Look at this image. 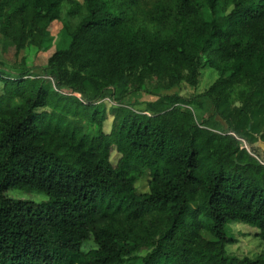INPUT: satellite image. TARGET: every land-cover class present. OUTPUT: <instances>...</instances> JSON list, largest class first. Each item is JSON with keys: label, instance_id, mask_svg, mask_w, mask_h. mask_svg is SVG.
Segmentation results:
<instances>
[{"label": "trees", "instance_id": "trees-1", "mask_svg": "<svg viewBox=\"0 0 264 264\" xmlns=\"http://www.w3.org/2000/svg\"><path fill=\"white\" fill-rule=\"evenodd\" d=\"M64 5L45 76L0 72V264H264L225 251L229 222L264 242V0H0V35L43 52Z\"/></svg>", "mask_w": 264, "mask_h": 264}, {"label": "rangeland", "instance_id": "rangeland-1", "mask_svg": "<svg viewBox=\"0 0 264 264\" xmlns=\"http://www.w3.org/2000/svg\"><path fill=\"white\" fill-rule=\"evenodd\" d=\"M74 1H78L79 3L82 2V0ZM67 9L68 6L64 5L61 11L62 22L54 24L50 28L49 37L52 38L54 42L51 47H48L43 52L36 53L34 49L27 48L18 56H16L14 54L13 44L8 39H5L0 35V72L2 71L6 75H16L19 74L23 69H28L31 73L38 75L39 77H44V68L47 58L54 52V49L58 43L59 45L63 44L60 36V30L62 23L67 20ZM70 20L71 23L75 21L72 19ZM216 77L217 75L214 71L210 69H203L201 71L199 83L195 88L182 85L180 88H176L167 92H159L160 94H178L184 98H191L204 92L206 88L213 83ZM152 89L153 85H149L147 86L146 92H137L127 95L124 101L121 102L122 106L128 107L136 112L143 111L149 101L155 100V97L151 94ZM1 93L2 84L0 81V94ZM197 102L198 105L191 106L189 109L192 111L195 120L199 123L212 114V108L207 100L199 99ZM103 103L106 107L107 113H109V109L112 107V105H118V103L111 98H105ZM111 121L112 118L108 116L103 126V131L105 133L110 131ZM222 129L225 130V127L222 126ZM257 152L258 159L264 161V151ZM117 157V154L113 152L111 155V161L113 164L116 162ZM147 182V175L137 181V193L141 194L147 192ZM6 195L16 200L32 201L38 204L47 201L46 196L39 193H26L17 190H11L8 191ZM225 231L226 234L234 240L232 244H229L225 247V251L228 256L238 258L247 257L249 259L264 257V242L255 235V233H257L255 228L241 223L229 222L225 226ZM202 234L207 239L211 238L210 235L205 232H202ZM93 246L94 245L91 242H88L85 245V248L87 249Z\"/></svg>", "mask_w": 264, "mask_h": 264}, {"label": "water", "instance_id": "water-1", "mask_svg": "<svg viewBox=\"0 0 264 264\" xmlns=\"http://www.w3.org/2000/svg\"><path fill=\"white\" fill-rule=\"evenodd\" d=\"M258 147H259L262 151H264V143H259V144H258Z\"/></svg>", "mask_w": 264, "mask_h": 264}]
</instances>
